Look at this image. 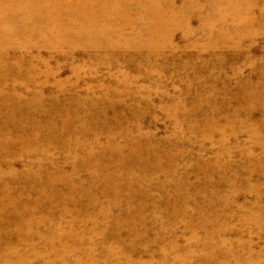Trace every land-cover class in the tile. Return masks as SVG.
Returning <instances> with one entry per match:
<instances>
[{
	"label": "rangeland",
	"instance_id": "1",
	"mask_svg": "<svg viewBox=\"0 0 264 264\" xmlns=\"http://www.w3.org/2000/svg\"><path fill=\"white\" fill-rule=\"evenodd\" d=\"M263 5L264 0H257L256 13ZM192 26L199 28V20L194 19ZM183 30L174 32L175 50L167 49L162 56L147 49L103 51L75 44L21 51L24 61L16 73L33 66V79L41 84L46 100L39 111L16 109L10 126L24 122L25 128L39 121L45 124L43 137L48 140V122L55 117L61 123L67 107L52 105V96L72 103L70 96L98 97L106 92L108 101L95 110L108 123L102 116L88 129L81 130L79 121L67 129L77 130L78 149L95 132L105 145L110 128L120 133L117 142L121 145L126 142L123 134L129 139L148 134L159 155L167 157L162 162L164 169L171 172L175 168L187 180L185 189L177 181L144 199L123 194L125 205L133 199L135 209L130 216L136 224L133 228L124 222L116 230L112 216L101 213L114 196L100 186V179L95 181L96 203L89 202L88 189L69 199L70 187L63 177L71 176L77 185L82 179L89 183L91 169L77 162L79 169L72 170L71 151L61 144L64 135L55 134L48 151L41 147L46 141L31 143L38 149L34 154L22 153L20 141L10 147L11 152L0 148V174L25 169L31 174L28 182L20 179L9 190L4 185L11 180L0 181V203L5 205L0 212V264H264V110L250 111L243 109L245 105L237 109L235 99L245 91L240 86L246 81L264 85V35L245 38L236 49L225 43L221 48L198 50L190 43L204 46L201 33L187 39ZM28 87L35 94L37 87ZM197 99L203 105L193 110ZM175 102L180 108L174 107ZM49 107L52 110L47 111ZM73 110L79 119H86V106L75 104ZM3 111L0 124L11 110L6 107ZM198 118L206 121L197 122ZM148 158L146 171L153 172L158 159ZM48 177L61 181L49 186ZM159 178L162 181L165 175ZM54 188L67 199L65 203L53 201L50 209L38 193L52 194ZM26 203L30 207L39 204L34 217L30 213L17 217L16 209ZM211 232L213 242L208 243Z\"/></svg>",
	"mask_w": 264,
	"mask_h": 264
},
{
	"label": "bare ground",
	"instance_id": "2",
	"mask_svg": "<svg viewBox=\"0 0 264 264\" xmlns=\"http://www.w3.org/2000/svg\"><path fill=\"white\" fill-rule=\"evenodd\" d=\"M255 5H257V0H0V114L4 113L3 110L6 107H10L11 110L6 113L0 124V148L6 149V152H11L10 147L20 141L22 153L34 154L38 149L36 145L32 146L31 143L39 140L46 141L47 144L41 147L44 151H48L56 138L55 134L64 135L61 144L71 151L70 166L72 170L77 172L76 170L79 169L77 162L91 169L89 183L82 179L77 185L78 182L73 181L71 176L63 177V181L70 187L69 199H72L75 194L83 195V190L88 189L86 191L89 195L91 193L89 202L96 203L95 181L100 179L101 182L98 181L100 186L104 185L105 192L111 190L114 196L109 198L107 207L101 211L103 217L112 216L116 230L124 222L135 228V218L131 217V212L135 209L133 199L127 200V205H125L123 194L127 193L133 197L140 196L144 199L146 196L150 197L155 190L177 181L182 182L181 187L185 189L187 178L184 180L175 168H172L171 172L166 167L164 169L162 162L167 157L164 158L166 155H159L157 144H153V136L148 134L140 133L136 136L137 138L132 139H129L127 134H123L126 142L121 145L117 142L120 133L110 128L108 141L105 145L101 143L99 134L95 132L94 138L92 137L87 145L80 146L78 149V141L75 139L77 130L72 129V127L71 130L67 129L70 123L77 121H79L81 130L94 126L103 116L101 111L95 110V107L108 101L106 92L98 97L70 96L69 101L72 103L59 102L61 99L57 98L58 95L52 96V105L60 103V105L67 107L64 108L66 113L63 115L61 123H57L58 120L55 117H51V122H48L50 125L48 140L43 137L45 124L39 121L34 124L30 123L25 128L24 122L10 126L16 109L27 110L29 108L32 109L31 111H39L41 102L46 100V98L44 99V90L40 87L41 84L39 85L33 79L35 72L33 66L26 71L16 73L24 61V55H21V51H31L39 47L61 49L65 45L72 46L75 44L79 48L103 51L110 49L129 50L132 48H138L139 51H142L147 49L162 56L161 52H165L167 49L175 50L174 32L181 28L184 29L183 37L187 39L201 33L200 35L205 41L204 46L190 43L191 47L198 50L221 48L225 43L232 44L231 46L236 49L242 46L240 42L245 38H256L262 33L264 35V8L256 13ZM228 18H230V22ZM194 19L199 20L200 27L197 29L192 26ZM130 29L133 31L126 34L125 31H130ZM143 39L145 40L142 41ZM45 73L48 74L47 71ZM250 83L246 81L241 84L240 90L245 91L235 97L238 102L237 109H241L245 105L247 108L244 107L243 109L250 111L258 107L264 110V85L261 86V83L252 85ZM31 84L37 87L34 91L35 94L28 89ZM196 101L195 104H192L193 110H199L203 105L199 99ZM110 103L113 104L114 102L111 101ZM75 104L86 106V119L85 116L82 119L78 118L77 110H73ZM179 105L178 102L174 103L175 108H180ZM49 110H52V107L47 109V111ZM48 113L52 115L51 112ZM118 118L117 115L115 121ZM102 120L108 123L105 116ZM196 121L206 120L205 118H198ZM56 143L59 142L56 141ZM144 154L158 159L154 160L153 172L146 171L150 163L148 159L151 158L145 157ZM1 159L3 162L12 163L7 159ZM129 161H132L131 164ZM40 162L42 163V161ZM134 162L136 165L132 164ZM168 163L171 167L172 162L169 161ZM111 167L117 170L110 171ZM160 174L165 175V179L162 181L159 178ZM30 176L28 169L20 172L13 170L8 175L0 174V181L10 179L11 182L7 181L4 185V188L9 190L10 185L15 184L20 179L28 182ZM55 181L60 182L61 179L48 177L46 184L54 186ZM26 187L31 186L27 185ZM38 194L43 202L50 204V209L53 208V201L60 200L65 203V199H67V196L63 197L56 188L52 190V194L45 190L39 191ZM26 204L23 208L16 209L15 215L17 217L28 213L34 217L35 209L39 207V204L35 203L33 207H30L31 204ZM158 204L159 201L156 202L157 207ZM4 206L3 203H0V212L3 211ZM142 220L140 219V222ZM255 221L258 220L255 218ZM213 237L212 232L207 234V242H213ZM215 251H217V247L213 250V252ZM78 264L88 263L80 261Z\"/></svg>",
	"mask_w": 264,
	"mask_h": 264
}]
</instances>
